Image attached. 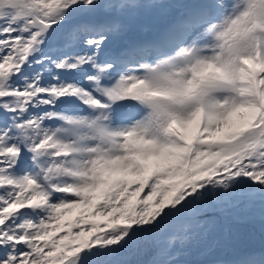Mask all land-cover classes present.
<instances>
[{
  "label": "snow or ice",
  "instance_id": "1",
  "mask_svg": "<svg viewBox=\"0 0 264 264\" xmlns=\"http://www.w3.org/2000/svg\"><path fill=\"white\" fill-rule=\"evenodd\" d=\"M245 211L264 230V0H0V264H264Z\"/></svg>",
  "mask_w": 264,
  "mask_h": 264
},
{
  "label": "trees",
  "instance_id": "2",
  "mask_svg": "<svg viewBox=\"0 0 264 264\" xmlns=\"http://www.w3.org/2000/svg\"><path fill=\"white\" fill-rule=\"evenodd\" d=\"M145 18L146 17H144L143 22L145 21ZM253 224L258 226V230L252 226ZM229 227L232 231L233 237L242 247H259L261 243H264V230H262V222L258 212L249 214L245 217H238L230 222ZM144 253V255H146L145 258L133 254L129 259L135 264L136 261H147L151 258L150 250ZM135 255L136 257H133ZM209 258H213V254H211V256L207 255L205 258L197 257L196 260H205Z\"/></svg>",
  "mask_w": 264,
  "mask_h": 264
},
{
  "label": "rangeland",
  "instance_id": "3",
  "mask_svg": "<svg viewBox=\"0 0 264 264\" xmlns=\"http://www.w3.org/2000/svg\"><path fill=\"white\" fill-rule=\"evenodd\" d=\"M155 2H158V3H179V2H182V0H155ZM172 14H174L173 9H156V10L152 11L150 14L145 16L146 18H145V21L143 22L144 30L151 31L157 26H162L170 18V16ZM248 215H249V213L245 211V212H242L239 215V217H245ZM249 223H251V222H249ZM252 226L254 228H257V230H258L257 225L253 224ZM144 252H146V251H144ZM144 252H141V253L136 254V255H138L139 257L141 256V257L145 258L146 255H144L145 254ZM136 255L133 257H136ZM227 256H228V254L226 252H224L223 250H221L220 259L221 258L226 259ZM197 257L205 258V257H207V255L202 253L199 250H193L191 252V254L187 256L188 259L193 260V261H195Z\"/></svg>",
  "mask_w": 264,
  "mask_h": 264
},
{
  "label": "water",
  "instance_id": "4",
  "mask_svg": "<svg viewBox=\"0 0 264 264\" xmlns=\"http://www.w3.org/2000/svg\"><path fill=\"white\" fill-rule=\"evenodd\" d=\"M213 253L215 254V255H214V258H215V259H218L219 256H220V249H214V250H213Z\"/></svg>",
  "mask_w": 264,
  "mask_h": 264
}]
</instances>
